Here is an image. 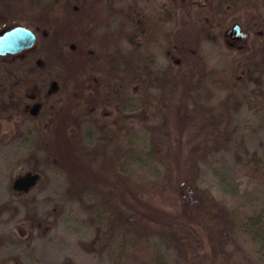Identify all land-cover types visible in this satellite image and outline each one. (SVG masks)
Masks as SVG:
<instances>
[{
  "label": "rangeland",
  "instance_id": "374dc122",
  "mask_svg": "<svg viewBox=\"0 0 264 264\" xmlns=\"http://www.w3.org/2000/svg\"><path fill=\"white\" fill-rule=\"evenodd\" d=\"M167 4L0 0V32L20 25L38 36L26 55L0 57V264H112L120 219L142 217L126 206L128 182L163 185L169 168L196 173L218 202L258 217L223 238L169 191L173 226L152 236L168 261L187 264L189 242L191 264H264L254 232L264 228V0H177L185 9L163 22L176 39L200 6L214 22L181 45H150L144 26ZM235 22L246 40L230 39ZM35 103L38 115L25 111ZM28 171L41 180L16 192Z\"/></svg>",
  "mask_w": 264,
  "mask_h": 264
},
{
  "label": "trees",
  "instance_id": "16d2710c",
  "mask_svg": "<svg viewBox=\"0 0 264 264\" xmlns=\"http://www.w3.org/2000/svg\"><path fill=\"white\" fill-rule=\"evenodd\" d=\"M169 5L167 4L166 9H158V15H153L147 20V24L144 26L145 33V42L152 45L157 40L166 39L167 41L174 42L176 45L183 44V41L190 40L189 38L201 37L202 33L206 28L209 27L211 22H214V16H210L211 11L204 8L203 6L198 7V9L193 10L192 13L188 14L192 17V22L189 24L185 32L177 31V39L174 37L175 32L171 30L170 32L164 31V19L170 18L171 21H176L178 13L182 8L177 9L173 7L177 0H168ZM98 5L100 7L104 6L103 1H99ZM188 6H191L189 2ZM56 6V5H55ZM58 7V6H56ZM60 7V10L63 9ZM59 8V7H58ZM181 8V9H180ZM160 14V15H159ZM66 16L63 15L61 20V28H65V32L72 34L73 27L75 25L71 22L66 23ZM67 24L64 27V24ZM174 32V33H173ZM174 41H173V40ZM148 104V101H146ZM108 143H106L103 148V151L108 149ZM159 153V152H156ZM159 170V167L156 166ZM157 175V173H156ZM155 175V176H156ZM165 184L156 183L159 182L157 179L150 180L147 185H143L135 182H128L127 184V194L129 199L133 200V204L139 200H144V202H138L135 206L131 202H127L126 206L130 210H134L139 213L142 217L139 218L136 216V213L128 214L122 216L120 223L125 224V229L123 232V251H116L111 254L113 262L112 264H133L134 261L136 264H172L166 258L163 250L158 246V244L153 239V234L157 231L164 232L173 226L169 224L167 218L171 216L167 206L164 203V200L167 198V194L170 191L172 195L181 202L184 214L191 217L190 211H198V215L203 213V219L206 218L209 221L214 220L213 222L218 224L220 230L223 234V238L228 236L229 232H234L236 230H241L246 228L250 229L251 226H248L251 220H255L257 216L250 212H243L235 209H230L226 205L218 202L214 196L206 189L200 187L199 181L196 173L192 172H178L173 173L171 168L165 178ZM135 208V209H133ZM143 208V210H142ZM258 223V222H257ZM261 226H264L263 221L261 220ZM189 227L187 223L183 225L181 230L175 231L174 234L176 237H180L184 233L183 229ZM220 232V233H221ZM254 232L259 235L258 238V252L264 257V228H256ZM222 244V242H220ZM186 245L189 249L185 250L187 264L196 259L191 254V247L189 242H186ZM223 255H226L229 261L228 251L225 248H222ZM125 259V261H124ZM122 261V263H120Z\"/></svg>",
  "mask_w": 264,
  "mask_h": 264
},
{
  "label": "water",
  "instance_id": "95a60500",
  "mask_svg": "<svg viewBox=\"0 0 264 264\" xmlns=\"http://www.w3.org/2000/svg\"><path fill=\"white\" fill-rule=\"evenodd\" d=\"M228 35L232 41L246 40V32L240 23L235 22L231 25ZM37 36L25 26H15L0 34V56L15 55L22 53L36 45ZM56 87V83H53ZM40 104L36 103L32 107V114L36 115L39 111ZM41 180V175L36 172L28 171L17 176L14 180L13 188L21 192H29ZM9 264V263H7Z\"/></svg>",
  "mask_w": 264,
  "mask_h": 264
},
{
  "label": "flooded vegetation",
  "instance_id": "af4514ba",
  "mask_svg": "<svg viewBox=\"0 0 264 264\" xmlns=\"http://www.w3.org/2000/svg\"><path fill=\"white\" fill-rule=\"evenodd\" d=\"M25 27L31 29V30L36 34V32H35L32 28H30V27H28V26H25ZM9 29H10V28H9ZM6 30H8V29L3 30L2 32H0V34L3 33V32L6 31ZM36 36H37V34H36ZM37 40H38V36H37ZM36 43H37V42H36ZM231 45L233 46V43H231ZM34 47H35V46H34ZM34 47H33V48H34ZM33 48L28 49V50H26V51H24V52H22V53H19V54H15V55H5V56H0V57H6V56H13V57H18V56H19V57H21V56L26 55V54H27L29 51H31ZM35 104H36V103H35ZM35 104H33V106H34ZM33 106H32V107H33ZM32 107H30L29 104L25 105V111H29V112H31ZM40 110H41V104H40V107H39V111H40ZM39 111L37 112L36 115H38ZM31 113H32V112H31ZM16 192L21 193V191H18V190H16Z\"/></svg>",
  "mask_w": 264,
  "mask_h": 264
}]
</instances>
